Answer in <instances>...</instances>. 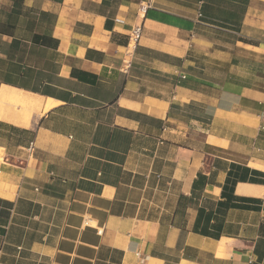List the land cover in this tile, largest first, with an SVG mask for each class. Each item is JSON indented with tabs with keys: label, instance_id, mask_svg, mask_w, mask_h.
<instances>
[{
	"label": "crops",
	"instance_id": "crops-1",
	"mask_svg": "<svg viewBox=\"0 0 264 264\" xmlns=\"http://www.w3.org/2000/svg\"><path fill=\"white\" fill-rule=\"evenodd\" d=\"M143 1L0 0V264H264V0Z\"/></svg>",
	"mask_w": 264,
	"mask_h": 264
},
{
	"label": "bare ground",
	"instance_id": "bare-ground-1",
	"mask_svg": "<svg viewBox=\"0 0 264 264\" xmlns=\"http://www.w3.org/2000/svg\"><path fill=\"white\" fill-rule=\"evenodd\" d=\"M5 98H9V99H11L12 101H14L16 103L21 104L24 107H26V106H34L35 105V102L33 100H22V99L14 97L13 95H9L8 96L6 93L3 92V90H1L0 91V101L4 100ZM27 115L28 114L25 113L21 120L26 122L27 121ZM32 115H33V113H32ZM243 185H245V184H243ZM243 185L238 188L239 192H247V193L250 192V194H251V192H253V193H257L259 195L263 192V188H256V187H253V186H243Z\"/></svg>",
	"mask_w": 264,
	"mask_h": 264
},
{
	"label": "built area",
	"instance_id": "built-area-1",
	"mask_svg": "<svg viewBox=\"0 0 264 264\" xmlns=\"http://www.w3.org/2000/svg\"><path fill=\"white\" fill-rule=\"evenodd\" d=\"M150 7V0H144L141 4H140V12L142 14H145V12L147 11V9ZM141 32H142V26L141 25H136L135 27H133L132 31H131V35H130V39L133 43H137L138 40L140 39L141 36ZM130 66V61L127 60L124 63V67L122 68V71L124 73L127 72L128 68Z\"/></svg>",
	"mask_w": 264,
	"mask_h": 264
},
{
	"label": "trees",
	"instance_id": "trees-1",
	"mask_svg": "<svg viewBox=\"0 0 264 264\" xmlns=\"http://www.w3.org/2000/svg\"><path fill=\"white\" fill-rule=\"evenodd\" d=\"M239 169L240 168L237 166L236 172H235V176L232 179V183H231L232 185L234 184L236 179H239V180H242V181H248V182H251V183H262V184H264V173H260L259 171H256V170H250V169H247V168H242V172L239 175V173L237 172V170H239ZM248 173H250L253 177L246 178V174H248ZM229 175H231V173L228 174V176ZM255 176H262L263 178L261 180V179L255 178ZM230 177H228V182H229Z\"/></svg>",
	"mask_w": 264,
	"mask_h": 264
}]
</instances>
